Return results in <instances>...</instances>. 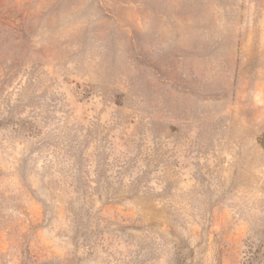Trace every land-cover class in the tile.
Instances as JSON below:
<instances>
[{
  "label": "rangeland",
  "instance_id": "rangeland-1",
  "mask_svg": "<svg viewBox=\"0 0 264 264\" xmlns=\"http://www.w3.org/2000/svg\"><path fill=\"white\" fill-rule=\"evenodd\" d=\"M0 264H264V0H0Z\"/></svg>",
  "mask_w": 264,
  "mask_h": 264
}]
</instances>
